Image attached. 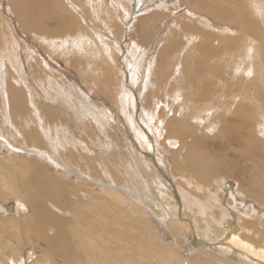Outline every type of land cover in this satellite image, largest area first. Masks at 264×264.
<instances>
[{"label":"bare ground","instance_id":"1","mask_svg":"<svg viewBox=\"0 0 264 264\" xmlns=\"http://www.w3.org/2000/svg\"><path fill=\"white\" fill-rule=\"evenodd\" d=\"M6 1L18 29L49 43L50 49L59 50V44V48L68 45L71 49L66 51V56L76 50L79 56L71 58L75 60L73 64L80 66L83 61L81 64L89 69L77 73L73 66L77 75L84 78L90 74L88 81L97 82L107 93H119L114 95V111L108 113L91 102L93 96L79 78L75 77L84 105L64 86L63 91L51 86L50 89L48 84L52 81L47 77L48 88L42 92L45 99L56 100V104L32 98L33 107L29 109L28 95L34 92L23 73L24 65L19 63L23 52L10 54L18 61L14 74L20 80L7 77V71L2 76L0 72V103L7 105L8 120L13 118L9 125L20 129L18 137L29 149L25 151L49 158L50 152L55 150L61 155L73 143L72 148L81 149L73 135L76 126L60 121L65 112L60 111V100L75 111L69 114L76 121L85 120L84 107L86 115L94 116L95 123L100 122L98 128L102 132L105 133L109 122L115 132L114 140L103 133L109 139L103 141L105 149L110 152L83 156L84 163L80 161V164L77 159L81 150L79 155L67 156L89 171H76L77 177L87 182L84 184L69 183L70 179L56 176L34 157L14 155L13 150L21 149L15 145V137L0 135V152L3 148L9 153L0 157V197L15 202L18 211L15 215L12 206H0L3 213L4 209L9 210L0 216V264H21L25 258L24 264H264V218L258 215L264 211L259 205H264V120H258V114L264 118V0H133L134 15L126 8L125 19L129 20L124 19L122 25L115 14L113 20V15L107 13V0L105 6L104 0ZM126 1L116 0L120 7ZM169 3H179L183 12L174 17V28H169L161 38V45L160 39L157 40L158 51L143 69L146 76L138 101L144 121L141 128L134 116L133 87L130 92L122 71L132 86L138 83L136 77L142 68L140 42L147 45L156 23L177 8ZM152 7L159 12H152ZM101 12H105L101 21L103 18L112 24L109 32L115 36L111 40L115 47L103 42L97 26L93 25ZM1 18L0 24H4ZM135 28L142 33L137 41L133 39ZM2 32L0 48L8 41ZM123 38L126 64L121 65L117 53ZM23 51L31 62L27 77L37 78L39 71L33 60L38 58L46 63L45 59L49 60L43 56L46 49L41 46L33 49V55L24 48ZM82 53L92 55L91 61H86L88 55L84 58ZM48 56L53 57L49 53ZM149 85L155 91L146 92L144 89ZM66 95L73 97L68 101ZM74 100L78 104L76 109L72 106ZM209 114L211 117L207 119ZM123 119L126 126L120 123ZM34 122L40 125L34 128ZM55 128H63V134L71 131L66 145L54 146L55 149L53 145L41 146L38 129L56 138L60 131L54 132ZM143 130L149 134L144 135ZM85 148L84 145L82 149ZM157 161L167 164V174L158 163V169L152 165ZM91 172L97 178L91 177ZM170 175L175 183L193 187V192L185 191L187 195L183 199L187 207L183 206L181 215L173 211V200L161 193ZM230 181L235 183L234 188ZM189 199L196 202V213L189 206ZM145 211L152 216L159 213L157 220L166 223L173 234L172 242L161 240L164 234L160 236V230ZM183 238L187 240H179ZM184 242L186 247L180 248ZM37 246L40 254L34 251Z\"/></svg>","mask_w":264,"mask_h":264},{"label":"rangeland","instance_id":"2","mask_svg":"<svg viewBox=\"0 0 264 264\" xmlns=\"http://www.w3.org/2000/svg\"><path fill=\"white\" fill-rule=\"evenodd\" d=\"M105 1L106 0H104V2H103V4L102 5H104V4H106L105 3ZM108 1V4H106V6H105V8H106V10H107V13L109 14V15H113V16H111V17H114L113 18V20H116V17H117V19H118V23L119 24H123V20L125 19V12H126V8L128 9V10H130V12H131V6L134 4V2H133V0H129V2L130 3H127L128 1H126L125 2V4H129L128 6L127 5H123V7H120L119 6V3H117L116 2V0H107ZM171 1H174V0H168V2H171ZM7 1L6 0H0V16H2V20H3V23L4 24H0V30L2 31H4L5 32V37L7 38V40L8 41H6V44H4L1 48H0V68L2 69H0V72H1V76L3 75V71H7L8 73H7V77L8 76H11V77H13V76H15V74H14V71H16V70H18L16 67H18V61H17V63L10 57V54H13L15 51L16 52H18L19 53V55H20V53H22L21 54V61L19 62L20 63V65L21 66H23L24 65V68H22L23 70H24V74H25V78H26V80H27V82H28V84L32 87V89H33V94H31L30 96L28 95V103H27V107L29 108V109H31V107H33L32 106V103H31V101H32V98H38V100L39 99H41V100H47V99H45L44 98V93L42 92V89L43 88H45V89H47L48 87H45V86H47V82H46V78L47 77H50V81H52L51 82V84L49 85L48 84V86H49V88L50 89H52L51 87H53L54 89H58V90H60V91H63L64 90V87L66 88L65 90L66 91H68L69 90V92H70V95H71V91H73L74 92V95H75V99H79L80 100V103L81 104H83L84 105V103L83 102H81L82 100H81V93L80 92H82V90H80V88H79V86L77 85L78 84V81L75 79V77H77V78H79V82H80V84L81 85H86L85 87H87L88 88V90L91 92V94L90 95H92L93 96V98H90L91 99V102H92V100L94 101V105H97L98 106V109L100 110V111H105V112H108V113H112V111H114V109L115 108H113L112 106H114L115 104L113 103V99H114V95H115V97H116V94H118L119 93V91L118 92H112V94H110V93H107L105 90H103V89H101V87H100V85L96 82H92L91 80L90 81H88V78L90 77V74L88 75H85V77L84 78H81L80 76H78L77 75V73L80 71V70H82V72H84L85 71V69H86V71H89V69H88V67H86L85 68V66H84V64H81L82 62H80L79 64H80V66L79 65H76V64H73L74 62H75V60H72L71 58H73V56L75 55H78L79 56V54H77V52H76V50L74 51L75 52V54H74V52H71V54H69L70 56H66V51L67 50H69V49H71V47H69L68 45L66 46V47H63V48H59L60 47V44L58 45V49L59 50H57V47H54V49H50V48H48V47H51V45L49 46V43H47V42H45V43H43V42H41V41H39V40H37L36 38H33V37H31V36H29V34H27L26 32H24L22 29H18V27H17V24H16V20H15V15L13 16V12H12V10L11 9H9V7L10 6H8L7 4ZM169 4H171L172 5V3H169ZM176 5H177V10L176 9H174L173 11H172V13L171 14H169V16L168 17H166V18H164L161 22H157L156 23V25L154 26V29L152 30V32H150V35H152V38H151V40H150V42L146 45V43L144 44V43H141L140 42V46H142L141 48V51H140V56L142 57V68H141V73H139V75L136 77V81L138 82V83H136L135 84V86L133 85H131V81L130 80H127V76H126V73H124L123 71H122V73H123V75H124V78L126 79L125 81H124V83H126L127 84V86H128V90H130V92H132L131 91V89H132V87H133V92H132V94L134 93V99H135V113H134V116L136 117L135 118V120H136V123H137V125L139 126V127H144V121L142 120V115H141V111H140V109H139V100L141 99V97H140V91H141V89H142V85H143V80H144V78H145V76H146V74H145V71H143V69L146 67V63L148 62V61H150V60H152L153 58H154V56L156 55V53H157V51H158V45L156 46V44H157V40L158 39H160L161 40V42H160V40H159V42L158 43H160L159 45H161L162 44V42H163V38L165 37V35L167 34V32H168V30H169V28H174V25H173V23H172V21L175 19L174 17H179V15L181 16L182 15V12H183V7H182V5H181V7L179 6V3H175ZM175 4H173L172 6L173 7H175ZM101 5V4H100ZM119 6V7H118ZM118 8H119V10H118ZM122 8V9H121ZM123 9H124V11H123ZM154 8L152 7L151 8V10H152V12H159V10H156V9H154ZM101 11H104V8H102V9H100ZM121 10V11H120ZM112 11V12H111ZM111 12V13H110ZM123 12V13H122ZM151 12V11H150ZM103 14H105V12H101V15H99V18H96L95 17V24H93L94 26H99V28H97L96 27V31H97V33L98 34H100L99 36L102 38V41L104 42V41H106V42H110V44L112 45V47H115V46H113V44L115 45V43L114 42H111V40H112V38L114 39V37L113 36H111L110 34H111V32H109V30H111L112 28H110V26L112 25L111 24V22H109L108 20L107 21H105V20H103V18H102V21H104V22H102L101 21V17L103 16ZM114 14H115V16H114ZM122 14V15H121ZM131 14L132 15H134L132 12H131ZM131 14H130V16H131ZM171 16V17H170ZM99 19V20H98ZM119 20H120V22H119ZM125 20H129V18L128 19H125ZM98 21V22H97ZM109 22V23H108ZM117 22V21H116ZM127 22V21H126ZM102 23H104V24H102ZM125 24V23H124ZM7 27H6V26ZM173 25V26H172ZM171 26V27H170ZM6 28H7V31H6ZM123 28H124V26H123ZM166 29V30H165ZM19 30V31H18ZM4 32H2L3 34H4ZM7 32V33H6ZM103 34H104V36H103ZM106 35V36H105ZM140 36H142V33L141 32H139L138 31V28H135L134 29V32H133V39H134V41H137V39H139L140 38ZM2 37H3V39H4V36L2 35ZM118 37V36H117ZM125 37V36H124ZM104 38V39H103ZM162 38V39H161ZM11 39V40H10ZM27 39V40H26ZM35 39V40H34ZM19 40V41H18ZM25 41V44H22V42L21 41ZM34 40V41H33ZM125 39L123 38L122 39V41H119L120 42V46H121V49H119V52L117 53V55L119 56L118 57V59H117V61L118 62H120L121 63V65L122 64H126V62H125V60H123L124 59V57H125V52H124V48H125V45L123 44V43H125V42H123ZM59 41V40H58ZM9 42V43H8ZM20 43V44H19ZM47 43V44H46ZM28 44V45H27ZM34 44H36V45H34ZM43 44V45H42ZM107 43H105V45H106ZM6 45V46H5ZM23 45V46H22ZM24 45H25V47H24ZM33 45V46H32ZM39 45V46H38ZM9 46V47H8ZM16 46H17V48H18V50H16L17 48H16ZM40 46H41V48L42 49H46V51L47 52H44L43 53V56H45V57H48V61L45 59V61H46V63L45 62H41V60L40 59H38V58H34V60L33 61H35L33 64L36 66V68H37V70L39 71L37 74H38V77L37 78H35V76H33V78H29V77H27L28 75H27V73L29 72V69H30V67L28 66V64L29 63H31L30 62V60H28L29 58V56H27V54H24V51H23V48H24V50H25V52H28V51H30V53L33 55V49H35L36 50V48H37V50H38V48H40ZM28 47V48H27ZM45 47V48H44ZM5 48H7L6 50H5ZM15 48V49H14ZM26 48V49H25ZM33 48V49H32ZM87 48V47H86ZM2 49V50H1ZM150 49V50H149ZM4 50V51H3ZM51 50V51H50ZM8 51V52H7ZM13 51V52H12ZM20 51V52H19ZM7 52V53H6ZM11 52V53H10ZM48 53L51 55V56H53V57H50L49 58V56H48ZM39 54V53H38ZM116 53H114V57H115V59L117 58L116 57V55H115ZM182 54V53H181ZM35 55V54H34ZM82 56H84V58H85V56L86 55H88V54H86V55H84V53H82L81 54ZM27 57V58H26ZM65 58H67L66 60H68L67 62H69V63H66L64 60H65ZM91 58H92V55H88L85 59H86V61H91ZM122 59V60H121ZM44 60V59H43ZM94 60V59H93ZM13 61V62H12ZM73 61V62H72ZM77 61H79V59H77ZM15 62V63H14ZM6 63V64H5ZM71 63V64H70ZM86 63V62H85ZM119 63V64H120ZM5 64V65H4ZM70 64V65H69ZM9 65V66H8ZM15 65V66H14ZM7 66V67H6ZM12 66V67H11ZM71 66L73 67V66H75L76 67V69H77V71L74 69V67L73 68H71ZM78 66V67H77ZM26 67V68H25ZM5 68V69H4ZM27 68H29V69H27ZM74 69L73 71L71 70V69ZM79 70V71H78ZM70 71H72V72H70ZM77 73H76V72ZM11 72H12V74H11ZM18 72V71H17ZM75 74H74V73ZM34 73V72H33ZM29 74V73H28ZM87 76V77H86ZM15 77H17L16 78V81H18V79L20 80V78L18 77V75H16ZM52 79V80H51ZM82 79V80H81ZM90 79V78H89ZM44 83H43V82ZM85 81V82H84ZM31 82V83H30ZM140 82V83H139ZM19 83V82H18ZM40 83H43V84H40ZM120 83V85H121V81L119 82ZM153 83V82H152ZM44 84H46V85H44ZM63 84V85H62ZM117 84V83H116ZM19 85V84H18ZM89 85H90V87H89ZM131 85V86H130ZM51 86V87H50ZM64 86V87H63ZM131 88V89H130ZM135 88V89H134ZM141 88V89H140ZM154 88V86L153 85H149L147 88H145L144 90L146 91V92H151L152 91V89ZM36 89V90H35ZM39 89V90H38ZM41 89V90H40ZM73 89V90H72ZM80 90V92H78L79 90ZM91 89V90H90ZM94 89V90H93ZM138 90V91H137ZM41 92V95L39 94V92ZM137 91V92H136ZM153 91H155V89H153ZM94 94H93V93ZM97 93V94H96ZM39 94V95H38ZM65 94H68L67 92L65 93ZM73 94V93H72ZM35 95V96H34ZM139 95V99H138V96ZM43 96V97H42ZM67 96V98H66V100H68L69 101V98L70 97H73V95L72 96H68V95H66ZM31 98V99H30ZM53 98V97H52ZM99 98V99H98ZM71 99H73V98H71ZM139 101V102H138ZM47 102H51V103H55L56 104V100H53V101H51V100H47ZM109 102V103H108ZM31 103V104H30ZM58 103H60L59 105H60V111L62 112L63 110L65 111L64 113H63V118L60 120V121H65V122H70L72 125L74 124L75 126H76V128H75V130L73 131V135H74V139L75 140H77L78 142H77V147L78 146H82L81 147V149H76L75 150V148H72V146H74L75 144L73 143V144H71L69 147H68V145L66 146L67 148H65V150H63V151H61V155H57V153L55 152V150L53 151V152H50L49 153V158H47V157H45V156H41V155H38V154H33L32 153V155H31V153H28L27 151H25V148H27L28 149V146L27 145H25V146H23L25 143H24V141L22 142L21 140H20V138L21 137H18V136H21L20 135V129H18V128H16V127H14V126H12V124L11 125H9V121H12L13 120V118H12V120H8V118L10 117V112H9V110L6 108L7 107V105L5 106V104H3V103H0V117H2V119L0 118V135H6V137L8 138L9 136H10V138H12V137H15V139L13 140V139H10V140H13L14 141V143H15V145L18 147V148H21V149H16V150H13V151H15V152H13V154L14 155H21V156H25V157H34L37 161H39V163H41V164H43V165H45V166H47V167H49V169L52 171V172H54L55 173V175L56 176H58V177H61V178H63V179H70V180H68L69 181V183H71V182H79V184H84V183H87V182H83V180L81 179V178H79V177H77V174H76V171H78L79 173H81V172H83V173H87V172H89V171H85V170H83L82 168H80L79 167V165H78V163L80 164L81 162L82 163H84V161H83V156H88V157H91V155H94L96 152H98V153H101V152H110L111 150H108V151H106V149H105V146H104V143L105 142H103V141H107V140H109V139H113L114 140V132H115V128H114V125H112V123L111 122H109L108 124H107V128H106V130H105V133L107 134V135H109V139H107L106 138V135H104L105 133L104 132H102V131H104V130H100L98 127L99 126H101V124H100V122H96L95 123V119H94V116L92 117V116H88V115H86V111H87V109L86 108H82V113L84 112V109H85V114L83 115V117L85 116V120H79V121H76L75 120V118H73V116H71L70 117V114L69 113H71L72 111H71V109L69 108L70 106H65V102H62L61 100L58 102ZM111 103H112V105H111ZM62 104H64V106L62 105ZM72 106H74V108L76 109L77 108V105L78 104H76V102H75V100L72 102ZM107 107V108H106ZM138 107V108H137ZM3 108H5L4 110H3ZM68 108V109H67ZM101 108V109H100ZM107 109V110H106ZM66 110H68V111H66ZM137 110V111H136ZM5 112H6V114H5ZM9 112V113H8ZM75 111H73L72 113H74ZM67 114V115H66ZM68 114H69V118H67L68 117ZM9 115V116H8ZM4 116V117H3ZM6 116V117H5ZM209 117H211V114H209L208 116H206V118L208 119ZM261 117V115L260 114H258V120H264V118L263 119H261L260 118ZM205 118V119H206ZM6 119V120H5ZM17 119V118H16ZM58 118H56L55 120H57ZM66 119V120H65ZM70 119V120H69ZM142 121H141V120ZM38 120V119H37ZM68 120V121H67ZM105 120V119H104ZM103 120V121H104ZM74 121V122H73ZM84 121V122H83ZM98 121V120H97ZM102 121V120H101ZM102 121V122H103ZM82 122V123H81ZM108 122V121H107ZM143 122V123H142ZM35 123V122H34ZM62 123V122H61ZM120 123L122 124H124L125 126L127 125L126 123H127V121L125 120V119H123V120H121L120 121ZM15 124V123H14ZM100 124V125H99ZM33 126H34V128L36 127H38V125H40V123H35V124H32ZM81 127H83L84 129L83 130H81ZM123 127V126H122ZM129 127L130 126H127L126 128H127V130H129ZM7 128V129H6ZM57 128H59V127H57ZM57 128H55L56 129V131L54 130V132H58V130L60 131V133H62V136H63V138H62V136H58V135H61L59 132L56 134V138H54V137H52V136H50V137H48L47 136V134H46V132L44 133V132H41L40 130L41 129H38L39 131H37V132H40L41 133V135H40V133H37V136H41V139H40V142L39 143H41V146H52L53 145V147L52 148H54V146H65L66 145V141L68 140V139H70L71 138V131H68V133L67 134H65V136H64V134H63V128H61V129H57ZM103 128V127H102ZM124 128V127H123ZM104 129V128H103ZM261 129V128H260ZM2 130V131H1ZM13 130H15L17 133H15ZM3 131H4V133H3ZM43 131V130H42ZM99 131H101V132H99ZM12 132L13 133H15L17 136H15V134H14V136H11L12 135ZM77 132V133H76ZM146 133H147V135L149 134V132L148 131H145ZM144 132V130H143V133H144V135H146V133ZM9 133H10V135H9ZM70 133V134H69ZM97 133V134H96ZM104 133V134H103ZM109 133V134H108ZM127 133V132H126ZM142 133V134H143ZM7 134H8V136H7ZM90 134V135H89ZM67 136V137H66ZM93 136V137H92ZM57 137H59V138H57ZM67 138V139H65V138ZM70 137V138H69ZM133 137L134 136H131V138L133 139ZM149 137H151V134L149 135ZM51 138V139H50ZM77 138V139H76ZM135 138V137H134ZM57 139L59 140V142L57 141ZM62 139V140H61ZM63 139H65V140H63ZM93 141H92V140ZM95 139V140H94ZM99 139V140H98ZM106 139V140H105ZM97 140V141H96ZM102 140V141H101ZM50 141V142H49ZM65 141V142H64ZM95 141V142H94ZM100 141V143L99 144H97V142H99ZM62 142V144H60ZM80 142H81V144L83 143L84 145H85V147H87V148H85V149H82V148H84V145L82 144H80ZM85 142V143H84ZM63 143H65L64 145H63ZM59 144V145H58ZM78 144H80V145H78ZM107 144V143H106ZM22 146V147H21ZM99 146V147H98ZM24 147V148H23ZM102 147V148H101ZM70 148V149H69ZM103 148H104V150H103ZM32 149H34V148H32ZM55 149V148H54ZM2 151L0 152L1 154H0V157L1 156H5V154L7 155V156H9L8 154V152H6L5 153V150L6 149H4L3 150V148L1 149ZM29 150V149H28ZM44 150H47L46 148H44ZM58 150V149H57ZM79 150H81V153H80V151ZM68 151V152H67ZM75 151V152H74ZM84 151V152H83ZM18 152V153H17ZM25 152V153H24ZM33 152V151H32ZM67 152V154H65ZM89 152V153H88ZM19 153H22V154H19ZM71 153V154H70ZM79 153H80V155H79ZM88 153V154H87ZM94 153V154H93ZM97 153V154H98ZM24 154V155H23ZM28 154H30V156L28 155ZM54 154V155H53ZM79 155L78 156V159H77V162L75 163L73 160H71V159H69V158H67V156L68 157H74V156H76V155ZM35 155H36V157H35ZM53 155V156H52ZM39 156V157H38ZM52 156V157H51ZM65 156V158H63ZM38 157V158H37ZM41 157V158H40ZM57 157H59L58 159H57ZM46 158V159H45ZM40 159V160H39ZM63 159H65V160H63ZM53 160H55V161H53ZM59 160H60V162H59ZM63 160V161H62ZM68 160L70 161V162H68ZM163 160V159H162ZM43 161V162H42ZM50 161H52V162H50ZM81 161V162H80ZM164 161V160H163ZM47 163V164H45V163ZM67 162V164H65ZM72 162V163H71ZM51 163V164H50ZM54 163H55V165H54ZM60 163V164H59ZM157 163H158V167L159 168H161V171H163V172H165L166 174L168 173V171H167V164L165 163V162H153V166L154 167H156L157 166ZM165 163V164H164ZM56 164H57V166H56ZM96 165L97 166H101L100 165V163L99 162H97L96 163ZM151 165V164H150ZM51 166V167H50ZM53 166V167H52ZM115 166V165H114ZM148 166H149V164H148ZM67 167V168H66ZM71 167L72 168H75V169H77V170H73V169H71ZM58 170H57V169ZM113 168V167H112ZM115 168H118V166L116 167L115 166ZM157 168V167H156ZM56 169V170H55ZM158 169V168H157ZM163 169V170H162ZM158 171V173H160V171L159 170H157ZM58 172V173H57ZM64 173V174H63ZM62 174V175H61ZM74 174V175H73ZM91 174H92V172H91ZM173 174V173H172ZM92 175H94V174H92ZM92 175H90L91 177H95V178H97V176H92ZM76 178V179H75ZM99 178V177H98ZM174 178V177H173ZM173 178H172V176L170 175V177H169V179H167V181H165L164 183L166 184V189L165 190H162L161 188H160V184H158L159 185V188L157 187V189L161 192V190H162V194H164L166 197H168V198H170V199H172L173 200V202H171L172 204H173V206H175L173 209V211L174 212H176L177 214H183V208L184 207H187V206H185V204H184V199H183V197H185L186 195H187V191L188 192H193L192 190V186H190V188H189V186L186 188L185 186H187V185H181L180 184V182L178 183H175V181L173 180ZM178 178V177H177ZM81 179V180H80ZM80 180V181H79ZM83 183H82V182ZM230 185H232L233 187L232 188H234L235 187V183L234 182H232V181H230V182H228ZM185 184V183H184ZM157 185V186H158ZM181 187H180V186ZM184 186V187H183ZM192 187V188H191ZM168 188V189H167ZM178 188H180V189H178ZM185 188V189H184ZM174 189V190H173ZM176 189V190H175ZM184 189V190H183ZM192 189V190H191ZM178 190V191H177ZM181 191H182V193H181ZM184 191V192H183ZM186 191V192H185ZM164 192V193H163ZM166 192V193H165ZM168 192V193H167ZM173 193V194H172ZM179 193V194H178ZM152 194V193H151ZM184 194V196H182ZM194 195H196V193L194 192ZM172 197V198H171ZM167 198V199H168ZM176 198V200H174ZM178 198V199H177ZM179 200V201H178ZM237 202H239V201H237ZM3 203H5V204H3ZM13 204V205H12ZM195 204H196V202L195 201H191L190 199H189V206H193L194 207V212L196 213L197 211H196V209H195ZM237 204H239V203H237ZM10 205V206H9ZM261 207H264V205H262V204H259ZM0 206L1 207H3V208H9V207H13V211H15L14 213H15V215L16 214H18V211H16L15 209H16V203L15 202H13L12 200H7L6 201V199L5 198H1L0 197ZM184 206V207H183ZM239 206H241V207H244L243 205H240L239 204ZM177 207V208H176ZM179 208H180V210H179ZM144 210H146L145 208H143ZM257 209V208H256ZM258 209L261 211L262 209L261 208H259L258 207ZM5 210V211H4ZM3 211H4V213L0 210V216L1 215H6L8 212H9V210H7V209H4ZM182 211V212H181ZM146 212V214H148L147 216L149 217V219L151 220V222H154V224L153 225H155L157 228H158V230H160V232L161 233H159L160 234V236H161V234H164L163 236H162V238H161V240H164V242H165V240H167V241H171L172 242V237H173V234H172V232L168 229V227H167V225H166V223L165 222H161L160 220H157L158 218V216H159V213L157 212V214L154 216H152V214H150L148 211H145ZM253 212V211H252ZM210 214V213H209ZM14 215V214H13ZM248 215H250L251 216V214H250V212L248 213ZM259 216H261V217H263L264 218V211H262V212H259V214H258ZM212 216V215H211ZM257 216V214H255L254 215V217H256ZM227 219L229 220V217H227ZM153 220V221H152ZM158 222V223H157ZM157 223V224H156ZM159 223H160V225H159ZM199 226L201 227L202 225L199 223ZM162 227V229H160ZM203 229H204V225H203ZM170 232H169V231ZM199 231H201V232H204L203 230H199ZM169 232V233H168ZM167 233V234H166ZM170 234V235H169ZM172 235V236H171ZM194 235H196V234H194ZM199 237H201V236H199ZM167 238V239H166ZM179 240H187L186 238H183V239H179ZM166 241V242H167ZM186 245H187V243H185L184 242V244H182V245H179V247L180 248H182L183 246L184 247H186ZM38 248H36V249H34V251H37V254L40 252V250H39V246H37ZM214 247H218V245H215ZM218 249V248H217ZM40 254V253H39ZM32 259V258H31ZM26 262V258L24 259V261L23 262H21V264H24Z\"/></svg>","mask_w":264,"mask_h":264}]
</instances>
